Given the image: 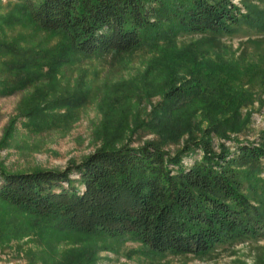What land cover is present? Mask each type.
Listing matches in <instances>:
<instances>
[{
	"label": "rangeland",
	"instance_id": "374dc122",
	"mask_svg": "<svg viewBox=\"0 0 264 264\" xmlns=\"http://www.w3.org/2000/svg\"><path fill=\"white\" fill-rule=\"evenodd\" d=\"M231 1L247 12L241 0ZM253 4L264 11V0ZM0 42L37 56L36 65L18 70L0 55V171L65 170L97 150L146 143L174 155L187 139L204 138V130L215 152L226 148L227 159L238 144L264 145V31L245 24L212 38L179 31L124 54L83 57L67 51L62 34L24 17L15 0H0ZM195 79L213 80L204 93H218L227 109L171 101L168 91ZM234 113L237 121L229 117ZM202 156L190 146L181 163L188 168ZM260 166L234 165L242 191L258 206L264 158ZM0 264H264V236L217 244L204 256L158 254L127 237L74 232L0 202Z\"/></svg>",
	"mask_w": 264,
	"mask_h": 264
},
{
	"label": "trees",
	"instance_id": "16d2710c",
	"mask_svg": "<svg viewBox=\"0 0 264 264\" xmlns=\"http://www.w3.org/2000/svg\"><path fill=\"white\" fill-rule=\"evenodd\" d=\"M15 1L36 27L62 34L67 51L83 57L124 54L179 31L210 38L235 33L241 24L264 31V11L255 0H241L245 14L231 0ZM0 55L9 56L11 68L18 70L37 62L33 50L10 42H0ZM209 81L204 85L195 79L187 88L167 93L175 103L199 100L206 107L216 103L213 108L227 109L218 93H204ZM238 105L231 108L237 111ZM229 117L238 120L237 113ZM212 119L214 126L219 117ZM204 133L202 139L185 141L186 149L203 151L201 160L188 168L181 163L186 149L171 155L146 143L100 149L65 170L0 171V202L74 232L127 237L158 254L204 256L217 244L264 236V205L253 204L244 194L234 168L259 167L264 145L238 144L227 159L226 148L215 152L205 137L208 131ZM72 172L78 177L71 178Z\"/></svg>",
	"mask_w": 264,
	"mask_h": 264
}]
</instances>
